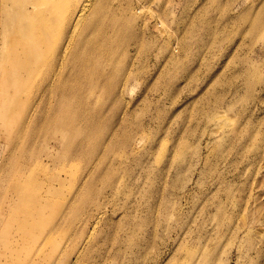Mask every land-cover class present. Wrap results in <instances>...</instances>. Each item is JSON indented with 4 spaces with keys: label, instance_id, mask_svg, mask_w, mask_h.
<instances>
[{
    "label": "rangeland",
    "instance_id": "obj_1",
    "mask_svg": "<svg viewBox=\"0 0 264 264\" xmlns=\"http://www.w3.org/2000/svg\"><path fill=\"white\" fill-rule=\"evenodd\" d=\"M96 1L111 61L48 44L84 0H0V264H264V0Z\"/></svg>",
    "mask_w": 264,
    "mask_h": 264
},
{
    "label": "bare ground",
    "instance_id": "obj_2",
    "mask_svg": "<svg viewBox=\"0 0 264 264\" xmlns=\"http://www.w3.org/2000/svg\"><path fill=\"white\" fill-rule=\"evenodd\" d=\"M9 1L11 2L12 5L13 4L19 5L18 0H9ZM7 6H8V2H4L3 7H0V17H3V21L5 22V24L8 21L7 13L5 10ZM75 12L77 13L73 18V20L71 21V24L68 23L69 19H67L68 22L65 21L62 25L60 24L58 26L57 34L59 35L56 37V39L50 38L48 40L49 46L53 48L54 52L56 53L57 49L59 48V42L62 39V36L67 33L65 43L59 49L57 53V57L59 58V56H61L62 61L64 58L66 59V61H68L72 53L75 50H77V48L82 46V40L87 38L86 45L82 47L84 50L88 51L84 61H92L91 54L93 53V51H95L98 54H102L106 61H111V51H106V48L110 46L109 44L112 40H113L112 43H115L113 38V34H114L113 23H116V18L113 16V14L110 15L109 13H107L108 18L105 20H100L98 28L95 30L93 25L99 21L98 17L101 15V11L98 8L96 0H84L79 10ZM24 20L27 19L24 18ZM40 22H41V33L46 35L47 32L49 31V29L47 30V27H49V23L45 19H42ZM100 25L102 27H99ZM127 25L128 24H125L120 27H125ZM22 30H23L22 34L24 35L26 28L22 27L21 32ZM66 30H68V32ZM23 38L25 39L27 38V40ZM23 38L14 39V45L9 50L7 55L8 61H12V71L10 72V78L13 85H18L21 82L22 79V75L20 74L21 72L30 73L33 61H40V59L44 54V48L47 46V43L42 42L40 39H36L33 33L31 34V36L29 37L23 36ZM119 44L125 45L128 48L130 46V42L128 41V39L126 38L122 39V36L119 41ZM3 55H4V50L2 48L0 61H5ZM2 64L3 63H0V66H2ZM6 106L7 105L4 104L1 107L6 108ZM56 181H59V179L56 178ZM27 186H23V187L21 186L17 188V190L23 192V189ZM39 188L42 189V187ZM43 192L44 193L49 192L48 188L43 187ZM50 193L55 194L56 191L50 189ZM25 199L29 204H31L32 199L30 198V190L25 194ZM46 199L49 198L46 197ZM50 206H52L51 203ZM46 207H49L48 203L42 202L40 208L36 209L33 212H28L29 214L27 215V217L29 219L28 221L30 222V224L28 230L25 227L26 229L25 231L30 235L29 238L30 241H35L34 238L36 236V231L40 233L42 230L45 231L47 229L49 232L48 229L49 226L48 225L46 226L47 219H45L44 217H38V220H33L32 216L30 217V214L36 212H44L46 210ZM54 208L56 209L55 211L56 214V212L60 208L57 206H54ZM50 222L52 223V221ZM52 232L53 229L51 228L50 233ZM86 242H88V240ZM33 255L34 252H32L27 258L33 257ZM50 257L52 256L50 255Z\"/></svg>",
    "mask_w": 264,
    "mask_h": 264
}]
</instances>
